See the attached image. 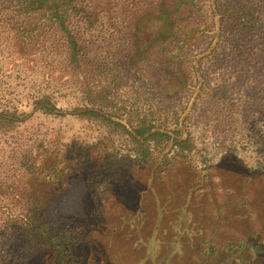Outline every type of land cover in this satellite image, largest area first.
<instances>
[{"label": "trees", "instance_id": "1", "mask_svg": "<svg viewBox=\"0 0 264 264\" xmlns=\"http://www.w3.org/2000/svg\"><path fill=\"white\" fill-rule=\"evenodd\" d=\"M0 37L27 81L25 108H0V135L35 116L98 133L92 143L84 135L14 148L0 190L14 200L2 211L15 245L0 264H75L105 219L136 214L134 182L167 185L179 167L209 175L194 163L197 111L219 113L223 142L237 114L264 115V0H0ZM239 64L242 101L211 77L212 67ZM235 165L244 183L264 168ZM68 193L79 195L68 220L45 215ZM249 244L264 253V243Z\"/></svg>", "mask_w": 264, "mask_h": 264}, {"label": "rangeland", "instance_id": "2", "mask_svg": "<svg viewBox=\"0 0 264 264\" xmlns=\"http://www.w3.org/2000/svg\"><path fill=\"white\" fill-rule=\"evenodd\" d=\"M13 58L8 44L0 37V108L24 109L26 74L13 63ZM211 77L213 84L230 89L232 100L242 101V64L212 67ZM206 111L212 117L197 111L192 129L197 146L194 163L201 171L206 162L209 175L202 179L187 167H179L172 173L170 184L156 183L141 190L134 182L132 192L139 197L138 204L132 205L136 214L121 220L111 216L105 219L108 226L101 225L102 231L85 240L82 257L77 256L75 264H264V253L256 252L249 244L264 243V168L258 170L264 162V115L245 122L237 114L232 139L227 137L223 142L215 132L219 113ZM97 134L87 123L35 116L14 132L0 135V185L11 182L15 161L10 155L16 152L14 148L54 140L62 143L84 135L92 143ZM228 148L235 151L227 153ZM242 161L260 172L248 183L241 177L242 170L233 166L242 165ZM78 202L79 195L72 193L54 198L45 215L68 220L76 212ZM13 203L0 190L2 256L15 245L12 229L16 226L2 211L6 206L14 210Z\"/></svg>", "mask_w": 264, "mask_h": 264}]
</instances>
